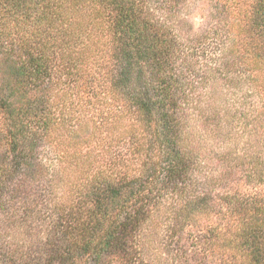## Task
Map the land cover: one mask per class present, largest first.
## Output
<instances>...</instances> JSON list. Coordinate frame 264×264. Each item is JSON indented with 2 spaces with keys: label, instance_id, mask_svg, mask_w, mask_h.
Instances as JSON below:
<instances>
[{
  "label": "trees",
  "instance_id": "16d2710c",
  "mask_svg": "<svg viewBox=\"0 0 264 264\" xmlns=\"http://www.w3.org/2000/svg\"><path fill=\"white\" fill-rule=\"evenodd\" d=\"M174 2L0 0V264H264V0L189 32ZM100 96L118 132L58 140Z\"/></svg>",
  "mask_w": 264,
  "mask_h": 264
},
{
  "label": "rangeland",
  "instance_id": "374dc122",
  "mask_svg": "<svg viewBox=\"0 0 264 264\" xmlns=\"http://www.w3.org/2000/svg\"><path fill=\"white\" fill-rule=\"evenodd\" d=\"M222 3H224V0H178V3L174 2L173 4L174 8L177 9L175 13L176 17H172L170 21L171 23H173V25H182L183 31L188 30L189 32L190 28L197 31H204L209 26L218 23L219 20H221V18L223 17L220 6V4ZM190 34H192V32H190ZM183 35L188 36L187 33H183ZM231 98V95H228L227 92H225L223 95H218L216 100V102L218 103L217 107H219L221 104H224L225 102H227L228 104V101L231 104ZM77 108L78 109L72 108L71 111L73 112L71 113V116L63 120L64 125L57 132L59 136L58 140L61 137L66 138L69 144H73L83 142L86 139H92L90 147H87L86 144H83V147L79 146L78 148L83 149V151L87 153L90 152L92 155H94L98 152L101 146H103L107 139L104 133L105 129L108 128V126L111 127V125H114L113 132L117 133L120 126V124L118 123L119 120L116 119L112 107L105 96H100L96 98L95 102L90 108L87 105L83 104L77 106ZM59 111H61L60 108ZM102 121L104 123L103 126L106 128L102 127L101 129L103 131H99L96 129V127L97 124L101 123ZM190 124L192 128L196 129V133L194 135V142L196 143L199 149V140H201L200 137L203 136L202 130H200L198 127L199 121L192 120ZM70 125L72 126L71 128L69 127ZM232 132L234 133V131ZM247 137H249L248 134H245L240 140L239 145H237L236 143H232L233 140H227L229 141V144H227L222 138L223 144L219 143L215 145L214 142H210L208 144V149H212L214 152H223L225 147L227 146L230 148V150L235 149L237 151H243L244 147L247 148V145L245 144V142L247 141ZM84 153L82 154L84 155ZM242 171L247 170L243 168ZM238 176L239 174L236 175V177ZM231 189H233L232 183H230L229 185L227 183H224L218 186L217 192L225 193L226 191H231ZM244 191H250L249 184L244 187ZM165 229L166 228L162 229V234L166 232ZM182 231V248H185L186 250L190 251V253H192L196 250L197 245L194 244V241L192 240V238H190L189 234L199 231V223L198 225L186 226L185 228H182ZM13 238V243H17L22 237H20V235H15L13 236ZM172 239V241H175L176 238ZM161 242L164 241L161 240ZM154 246L157 247L158 243H156ZM194 260V258H192L191 260L189 259V263L186 264H198ZM206 264H218V260L215 259V257H209L206 260Z\"/></svg>",
  "mask_w": 264,
  "mask_h": 264
}]
</instances>
